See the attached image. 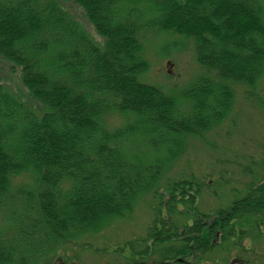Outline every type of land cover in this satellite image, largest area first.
<instances>
[{"label":"trees","instance_id":"obj_1","mask_svg":"<svg viewBox=\"0 0 264 264\" xmlns=\"http://www.w3.org/2000/svg\"><path fill=\"white\" fill-rule=\"evenodd\" d=\"M62 1L0 0V58L26 90L0 86V264L70 258L139 217L133 254L146 239L155 264L231 261L248 235L264 241V149L206 212L210 182L182 163L232 114L236 89L264 87V0H72L99 39ZM164 34L189 41L200 69L180 89L143 80Z\"/></svg>","mask_w":264,"mask_h":264},{"label":"rangeland","instance_id":"obj_2","mask_svg":"<svg viewBox=\"0 0 264 264\" xmlns=\"http://www.w3.org/2000/svg\"><path fill=\"white\" fill-rule=\"evenodd\" d=\"M62 5L66 12L73 16L90 35L99 39L93 27L85 18L82 9L76 3L72 0H63ZM20 16L17 17L18 21H20ZM160 39V42L158 38L152 45L149 46L148 44L146 47L145 52L149 68L143 76L144 82L161 86L168 91L180 89L183 85H188L195 80L200 73V69L195 62L193 49H190L191 43L179 36L167 34L161 36ZM157 42H159L158 45ZM184 42L190 47L183 44ZM0 86H5L22 97L26 95V90L20 83L19 69L1 58ZM246 96L242 89H236L232 114L218 130L211 133L207 144L202 145L195 142L183 159L184 170L188 171L190 168V171L203 176L206 181L210 182L208 187L211 194L199 198L198 208L201 211H208L206 207L214 201L213 197L220 201V205L230 201V191L232 189L241 190L243 188L242 184L250 180V175L257 171L256 165L253 163L262 158L264 149V104L262 108L260 104V101L264 102V87L255 90L250 97ZM246 166L250 169H245ZM243 170L249 174L246 178H244ZM221 174L227 182L221 183L222 186L219 189L217 185ZM221 188L225 189L224 196L223 193H220V191L222 192ZM214 190L218 191L216 193L219 198L215 196ZM141 219L142 217L132 221H119L102 235L86 241L92 242V245L95 244L96 247L101 245V247H104V244H110L114 246L112 247L114 249L117 244L134 237L143 236L140 226ZM0 227H3L1 223ZM119 246L123 250V244ZM75 248L76 251L71 252L70 257H78L80 260L81 255L84 253H82L81 247L77 246ZM253 249L264 250L263 239H255ZM85 253L82 259L86 256L85 261L87 263L90 262L88 259L100 261L106 258L103 263H115L117 258H121L112 254L99 256ZM239 254L244 260L250 258L246 254L243 255L242 250ZM256 260L258 264L264 262L263 253L256 256ZM53 264H65V261L57 258Z\"/></svg>","mask_w":264,"mask_h":264},{"label":"flooded vegetation","instance_id":"obj_3","mask_svg":"<svg viewBox=\"0 0 264 264\" xmlns=\"http://www.w3.org/2000/svg\"><path fill=\"white\" fill-rule=\"evenodd\" d=\"M254 232V231H253ZM250 234V232L248 233ZM254 240L255 238L248 235L247 238L244 239L243 241V255L246 254L248 256H250V258L244 260V258L241 257V255L239 254L238 256H240L239 258H233L231 261H228V257L227 255L224 256L223 260L221 263H219L218 261L216 262H208L207 258L203 260H198V257L195 253L189 254L188 257H178L176 258V260L178 261V263H168V264H258L257 260H256V256H259L260 253V249H253V245H254ZM136 244H138L137 242H135ZM124 245V248H122L123 250H119L117 248H109L106 250V248H95V247H91L90 249H87L86 247L81 248L82 250V254L81 255V259L78 260L76 263H67V264H155L151 262V259L149 258V253H148V242L146 241V239H142V241L140 242L141 245V255L138 257L137 255L133 254V242L131 240H126L122 243ZM138 249V248H137ZM88 252L90 255H118V257L121 258H117V260L115 261V263H103L104 260L106 259H102L100 261H95L94 259H88L90 262H86L85 261V257L82 256L85 255ZM139 259V261H138ZM209 259V258H208ZM159 264H163V263H159Z\"/></svg>","mask_w":264,"mask_h":264}]
</instances>
